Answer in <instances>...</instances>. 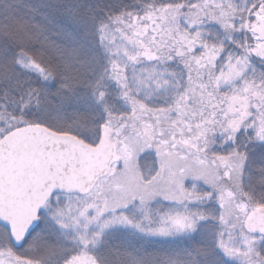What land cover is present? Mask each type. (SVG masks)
<instances>
[{
	"label": "snow or ice",
	"instance_id": "6c2138e0",
	"mask_svg": "<svg viewBox=\"0 0 264 264\" xmlns=\"http://www.w3.org/2000/svg\"><path fill=\"white\" fill-rule=\"evenodd\" d=\"M0 264H264V0H0Z\"/></svg>",
	"mask_w": 264,
	"mask_h": 264
}]
</instances>
